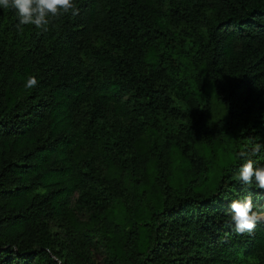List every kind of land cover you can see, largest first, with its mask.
Segmentation results:
<instances>
[{
	"label": "trees",
	"instance_id": "16d2710c",
	"mask_svg": "<svg viewBox=\"0 0 264 264\" xmlns=\"http://www.w3.org/2000/svg\"><path fill=\"white\" fill-rule=\"evenodd\" d=\"M76 4L48 31L0 8V264H95L93 243L105 264H264V223L228 222L235 199L264 210L238 180L264 167V0Z\"/></svg>",
	"mask_w": 264,
	"mask_h": 264
},
{
	"label": "clouds",
	"instance_id": "9594fccd",
	"mask_svg": "<svg viewBox=\"0 0 264 264\" xmlns=\"http://www.w3.org/2000/svg\"><path fill=\"white\" fill-rule=\"evenodd\" d=\"M0 8L15 9L18 16L17 28L24 30V26H34L40 31H48L49 25L60 19L62 16L71 13H79L76 0H0ZM39 81L35 76L26 79L24 88L32 89L38 85ZM260 145L255 151L258 152ZM244 156V153H241ZM239 182L251 187L255 182L260 191H264V167H254L253 161L247 159L238 173ZM231 215L229 223L234 225V230L238 234L253 235L257 223H264V210L254 206L250 196L244 199H235L230 203Z\"/></svg>",
	"mask_w": 264,
	"mask_h": 264
},
{
	"label": "rangeland",
	"instance_id": "374dc122",
	"mask_svg": "<svg viewBox=\"0 0 264 264\" xmlns=\"http://www.w3.org/2000/svg\"><path fill=\"white\" fill-rule=\"evenodd\" d=\"M176 32L178 36H180L181 38H185V30L181 26L176 27ZM157 46L162 52L164 51V47H166L163 46V44H157ZM176 92L174 88V95L176 96L177 107H171L170 110L166 112V117L173 125V128L177 127V125L183 126L186 123V115L183 113V111L188 106L187 102L184 99L180 98V96L177 95ZM72 210V214L76 215L79 218L78 220L80 222H83L87 219V214L83 210L79 209L76 205L73 206ZM74 215L72 217L76 218ZM52 228L55 232H57V238L60 240V242H65L68 244L72 240H80L82 237L81 234L72 227H70V229L67 231V227L60 225L59 221H54L52 223ZM88 254L90 255V260H92V262H94L95 264H105V253L101 245L93 243Z\"/></svg>",
	"mask_w": 264,
	"mask_h": 264
}]
</instances>
